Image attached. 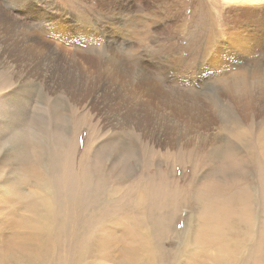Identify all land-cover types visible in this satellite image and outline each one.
<instances>
[{"label": "rangeland", "instance_id": "rangeland-1", "mask_svg": "<svg viewBox=\"0 0 264 264\" xmlns=\"http://www.w3.org/2000/svg\"><path fill=\"white\" fill-rule=\"evenodd\" d=\"M256 7L233 0H0V264H120L124 254L125 264H149L152 251L153 264H264V114L236 124L225 111L232 110L228 99H217L226 92L221 76L264 75V9ZM129 78L174 102L204 101L206 132L186 144L182 133L205 118L175 112L166 100L163 118L150 119L154 110L141 107L146 97ZM113 93L127 104L125 124L116 115L123 105L106 102ZM70 176L82 189L77 208L63 194L60 227L48 230L46 187L59 188ZM102 214L126 215L148 237L136 248L134 237L127 242L120 237L126 229L118 230L102 256ZM24 220L37 228L28 232ZM219 237L228 245L219 246Z\"/></svg>", "mask_w": 264, "mask_h": 264}, {"label": "bare ground", "instance_id": "bare-ground-1", "mask_svg": "<svg viewBox=\"0 0 264 264\" xmlns=\"http://www.w3.org/2000/svg\"><path fill=\"white\" fill-rule=\"evenodd\" d=\"M233 1H236V2H239V3H250V4H253L256 6H259L258 8L260 10L264 9V0H233ZM245 5V4H244ZM236 6V5H235ZM247 6V5H246ZM257 8V7H256ZM258 9V10H259ZM250 12L249 13H255V10H250L248 9ZM263 11V10H262ZM261 11V12H262ZM241 12V11H240ZM247 12V11H246ZM257 13V12H256ZM263 14V13H262ZM260 15V14H259ZM261 18V17H260ZM146 19V18H145ZM258 19V18H257ZM263 19V18H262ZM135 20V19H134ZM264 20V19H263ZM257 22V21H256ZM264 22V21H262ZM111 24V23H110ZM113 24V23H112ZM258 24V23H257ZM261 24V23H260ZM258 24V25H260ZM263 24V23H262ZM251 25V24H250ZM256 25V24H255ZM127 26V25H126ZM262 26V25H261ZM128 27V26H127ZM248 28V27H247ZM258 29V28H257ZM260 29V28H259ZM118 30V29H117ZM254 30V29H253ZM120 31V29L118 30ZM227 31V30H226ZM238 31V29H237ZM250 31V29H249ZM252 31V30H251ZM250 31V32H251ZM259 31V30H257ZM143 32V31H142ZM253 32V31H252ZM237 34V33H236ZM146 35V34H145ZM238 37V36H237ZM236 37V38H237ZM116 40V39H115ZM235 40V39H234ZM238 40V39H237ZM240 40V39H239ZM260 41V39H259ZM238 42V41H237ZM241 42V41H240ZM263 42V41H262ZM261 43V42H260ZM238 44V43H237ZM240 44V43H239ZM258 44V43H257ZM261 45V44H260ZM232 46V45H230ZM246 46V45H245ZM256 46V45H255ZM224 47V46H223ZM239 47V46H238ZM237 47V48H238ZM241 47V46H240ZM230 48V47H229ZM244 48V47H243ZM256 48V47H255ZM242 49V48H241ZM258 49V48H257ZM261 49V48H260ZM248 51V49H246ZM240 51V50H239ZM238 51V52H239ZM244 51V49H243ZM242 51V52H243ZM246 51V52H247ZM258 51L260 52V50L258 49ZM217 52V51H216ZM228 52V51H227ZM232 53V51H231ZM262 53V52H261ZM233 54V53H232ZM242 54V53H241ZM220 55V54H219ZM228 55H230V53H228ZM234 55V54H233ZM237 55V54H236ZM235 56V55H234ZM261 56V55H260ZM264 56V55H263ZM216 57V56H215ZM227 57V56H226ZM225 57V58H226ZM231 57V55H230ZM238 58V57H237ZM243 58V57H242ZM241 58V59H242ZM227 59V58H226ZM108 60V59H107ZM231 60V59H230ZM122 61V60H120ZM225 61V60H224ZM234 61V60H233ZM237 61V60H236ZM180 62V61H179ZM228 62V61H227ZM119 63V62H118ZM219 63V62H218ZM222 63V62H221ZM226 63V62H225ZM179 64V63H178ZM181 64V63H180ZM224 64V63H223ZM235 64V63H234ZM114 65V64H113ZM119 65V64H118ZM232 65V64H231ZM240 66V63L238 64ZM242 65V64H241ZM116 66V65H114ZM216 66V65H215ZM218 66V65H217ZM222 66V65H221ZM234 66V65H233ZM244 67V66H243ZM213 68V67H212ZM217 68V67H216ZM223 68V67H222ZM234 68V67H232ZM115 69V68H114ZM122 69V68H121ZM120 69V70H121ZM127 71L128 69L125 68ZM228 69V67H227ZM238 69V68H236ZM256 69V68H255ZM254 69V70H255ZM119 70V69H118ZM232 70V69H231ZM219 71V69H218ZM221 71V70H220ZM227 71V70H226ZM230 69H228L227 72H229ZM236 71V70H235ZM234 71V72H235ZM238 71V70H237ZM121 72V71H120ZM124 72V71H123ZM130 72V71H129ZM223 72V71H221ZM125 73V72H124ZM128 73V72H126ZM132 73V72H131ZM139 73V72H138ZM141 73V72H140ZM139 73V74H140ZM232 73V72H231ZM239 75L237 74H231L230 76H227L226 78L224 77L223 79L222 76L221 78L217 79V81L220 80V83L223 81V84H224V88L226 89V92H224L225 90L223 89L222 91V94L224 95H220L219 97H217V99L223 101V97L224 98H227L228 101L231 103V109L232 110H225L227 112V115L230 116L231 118H233V122L236 123V124H239L240 121H244L246 118L248 117H252L253 120L257 119L258 117H260L262 114H264V75L262 76H257L256 72H252L250 70V72H248V75L246 74V72L244 71H239L238 72ZM253 73V74H252ZM134 74V72H133ZM223 75V73H222ZM226 75V74H225ZM224 75V76H225ZM129 74H126L124 77L126 80V77L128 78ZM218 76V75H217ZM139 77V76H138ZM158 77V76H157ZM156 77V78H157ZM190 77V76H189ZM192 77V76H191ZM220 77V76H219ZM45 78V76H44ZM145 78V75L142 73V76L138 79H144ZM149 79L153 78V80L155 79L154 76L152 77H148ZM147 78V79H148ZM216 78V77H215ZM218 78V77H217ZM131 80V82H133L132 84L135 85V90H136V94L137 95H141L143 97L144 95V98L146 97V103L144 104V106L141 105V107L143 109H145V111H148L151 109H153L154 111L152 112H149L151 113V116H150V119H154L155 118V115L157 116H162V112H160L159 110L162 109V101L166 100L165 102H168L169 105H175L176 107H174V111L177 112V111H181L183 114H186V115H189L191 117H199V118H205L204 119V123H201L200 126L198 125H193L191 131H189L188 129H186V131L184 133H182V138L181 140H183L184 142H186V144H188V141L189 139H192V138H196V135L198 134H202L203 132H206V127L208 123H210V121L208 122V119L202 112L203 110H205V102L203 103L200 99L198 98H194L192 97V100L188 99V98H191L190 96L188 98H185L183 95V97L181 98L182 100L181 101H178V102H174L172 101L170 98H165L164 96H162V94H158V92L156 93L155 91L159 90H155L154 88L152 87H147L146 89H143L142 87L144 86V84L146 82H142L140 83L137 80H133L131 78H129ZM191 79V78H190ZM122 80V81H124ZM156 80V79H155ZM194 80V79H193ZM215 80V79H214ZM148 81V80H147ZM158 81V80H157ZM161 81V80H159ZM190 81V80H189ZM192 81V80H191ZM130 82V81H129ZM148 82H151L150 80ZM195 82V81H194ZM225 82V83H224ZM127 83V82H126ZM154 84H156V82H152ZM191 83V82H190ZM130 84V83H129ZM147 84V83H146ZM159 84V85H158ZM163 84V82H162ZM195 84V83H194ZM215 86L217 83H215ZM213 84V85H214ZM223 84H221L223 86ZM122 85V84H121ZM140 85V86H139ZM149 85V84H148ZM158 87L160 86V82L157 83ZM156 85V86H157ZM100 86V85H99ZM117 86V85H116ZM147 86V85H146ZM155 85L153 87H156ZM220 87V84L218 85ZM156 87V88H158ZM161 87V86H160ZM98 88V87H97ZM214 89V87H212ZM100 89V88H98ZM96 90V89H95ZM119 90V89H118ZM133 90V89H132ZM114 91V90H113ZM161 91V90H160ZM198 91V90H197ZM115 92V91H114ZM163 92V91H162ZM193 92V91H192ZM111 93V92H110ZM196 93V91L194 92ZM97 94V93H96ZM123 94V93H122ZM135 94V93H134ZM221 94V93H219ZM120 95V93H119ZM131 96V95H130ZM192 96V95H191ZM195 96V94L193 95ZM197 97V95H196ZM116 98L118 97H114V93L113 95L111 96V98H108L110 99V101H106L107 104H108V107H112L113 104H119L120 106L123 105V109L121 107H117L116 109L118 110L117 112V119L121 121V123H126L128 120V116L127 114L124 112V108L125 106H127V104L123 103L122 100H121V97H119V100H115ZM200 98V97H199ZM144 100V99H143ZM148 100V101H147ZM98 100L96 98V100H94V103H96ZM126 101V100H125ZM140 101V100H139ZM129 102L131 103V101L129 100ZM138 103V102H137ZM125 104V105H124ZM96 105V104H95ZM131 107V106H130ZM207 107V105H206ZM139 108V107H138ZM186 108H189V109H192V110H195L196 113L194 112V114L191 113H186L188 111H185ZM122 109V110H121ZM208 109V107H207ZM128 111V109L126 110ZM190 112V111H189ZM204 112H207V111H204ZM209 112V111H208ZM225 112V114H226ZM139 113V112H138ZM206 114V113H205ZM207 114H210L207 113ZM212 114V113H211ZM217 114V113H216ZM130 116V115H129ZM211 116V115H210ZM209 116V117H210ZM241 117V118H240ZM135 118V117H134ZM163 118V116H162ZM220 118V117H219ZM234 118H237V119H234ZM156 119V118H155ZM160 119V118H159ZM168 120L172 119L171 117H168L167 118ZM132 120V119H131ZM135 120V119H134ZM138 120V119H137ZM213 120V119H211ZM231 120V119H230ZM119 121V122H120ZM160 121V120H159ZM201 121V120H200ZM214 121V120H213ZM220 121V120H219ZM226 121V120H225ZM144 123V122H143ZM140 124V123H139ZM206 125V126H204ZM212 125V123L210 124ZM137 126V125H136ZM149 126V125H147ZM156 126V125H155ZM166 126L165 124L163 125V127ZM168 126V125H167ZM166 126V127H167ZM186 126V125H185ZM209 126V124H208ZM210 128V127H208ZM205 129V130H204ZM209 130V129H207ZM211 130V129H210ZM218 130V129H217ZM187 132H191L190 134H188ZM161 135V134H160ZM205 135V134H204ZM163 136V135H162ZM206 136V135H205ZM211 138V137H210ZM185 139V140H184ZM156 141V140H155ZM190 143V142H189ZM94 181V179L92 180ZM91 181V182H92ZM66 183V182H65ZM63 181L60 182L58 184L59 188L56 186H52V185H48L46 187L47 190L46 193L48 195V198H49V204L47 206V208L45 209L46 210V222H47V227H48V230H53V231H57L60 227V224H61V218H57V215H56V212L58 210L61 209V205H57L56 207V203L57 201L61 198V196L64 194L65 196H67L69 202H70V206L72 209H76L77 208V202L80 198V196L82 195V189L80 188V192H78L75 188L77 187L76 186V177L74 176H70L69 178H67V184H65ZM94 185L93 184V188H94ZM148 185V184H147ZM84 187V185H83ZM88 188L86 186V189H84V193L88 191ZM98 188V187H97ZM60 190V192H59ZM170 191V190H169ZM151 192V191H150ZM91 193L89 192L88 194L84 195V199L88 202V201H91V198H92V194L90 195ZM199 196V195H198ZM134 201V200H133ZM204 201V200H203ZM81 202H82V199H81ZM80 202V203H81ZM137 203L139 204L140 201L137 200ZM206 203V202H205ZM234 203V202H233ZM142 205H147L146 201L143 200ZM222 205V204H221ZM224 206V205H222ZM221 206V209L223 211L226 212L227 215H229L230 213V209L227 205H225V210L224 208ZM220 207V206H219ZM208 210L211 209V207H206ZM219 209V208H218ZM8 210V209H7ZM8 213V215H12L13 212L12 211H8L6 212ZM6 215V214H5ZM234 215V214H233ZM239 215V214H238ZM224 216V215H223ZM222 216V218H223ZM231 216V214H230ZM237 216V215H236ZM219 217V215L217 216ZM9 218V217H8ZM239 218V217H238ZM219 219V218H218ZM227 219V218H226ZM242 219V218H241ZM240 219V220H241ZM98 233L101 234V239L98 240V245H99V252L101 253L102 256H109V250H108V243L112 240V236L113 234L118 231V230H121V229H126L124 231V233L120 236L122 239H124L125 241L127 242H131V236H133V241H132V245L134 247H139L140 246V240L141 239H146L148 236H142L140 235L139 233H137L134 229L133 226H130V221H129V218L126 216V215H120L119 219L118 217L115 218V216H112V215H107V214H102L101 217L98 218ZM210 221L212 223H216L215 219L214 218H210ZM223 221V219H222ZM225 221V220H224ZM247 221V220H246ZM219 222H220V219H219ZM13 223V222H12ZM24 224H25V227L28 228V232L30 230V228L32 229H35L37 228L36 225H31V227L29 225L26 224L25 220H24ZM169 225L170 224H166L165 227H162V225L160 226V230L161 232H165L166 230H168L169 228ZM27 232V233H28ZM26 233V234H27ZM221 238V237H219ZM227 246L228 244L221 238V240L219 241V246ZM89 241L88 239L84 238L82 240V253L84 252L83 250H87L86 252H88V247H89ZM262 246V245H261ZM259 247V245H258ZM29 249V247H27ZM257 250V249H256ZM85 253V252H84ZM111 253V252H110ZM86 254V253H85ZM84 256V255H83ZM154 256V251L150 252L148 255H147V260H149V264H153V261H154V258L152 257ZM158 256V255H157ZM111 257V256H110ZM122 259L120 260V264H125V260L128 259V256L127 255H121ZM108 261V260H107ZM116 262V261H115Z\"/></svg>", "mask_w": 264, "mask_h": 264}]
</instances>
